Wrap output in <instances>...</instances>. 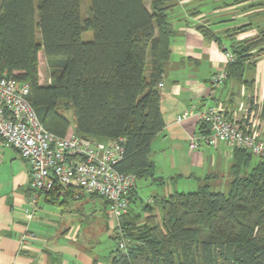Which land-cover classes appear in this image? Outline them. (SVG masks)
<instances>
[{
	"label": "trees",
	"instance_id": "16d2710c",
	"mask_svg": "<svg viewBox=\"0 0 264 264\" xmlns=\"http://www.w3.org/2000/svg\"><path fill=\"white\" fill-rule=\"evenodd\" d=\"M89 1L84 17L82 0H0V75L30 84L28 99L48 130L68 135L74 115L79 137H123L125 152L117 169L137 179L154 178L152 142L165 127L159 83L172 55L171 14L183 0ZM260 29L232 45L225 82L253 88L245 71L264 53V26ZM199 30L223 45L209 25ZM89 31L92 37L84 39ZM41 51L48 66L45 83ZM232 151L227 194L205 183L145 203L143 220L130 216L131 209L122 216L112 264H264V159L252 164L255 155L247 149ZM74 192L55 187L46 198L58 203ZM135 196L132 188L131 204Z\"/></svg>",
	"mask_w": 264,
	"mask_h": 264
},
{
	"label": "crops",
	"instance_id": "0c3cea01",
	"mask_svg": "<svg viewBox=\"0 0 264 264\" xmlns=\"http://www.w3.org/2000/svg\"><path fill=\"white\" fill-rule=\"evenodd\" d=\"M217 1L228 6L227 11L217 10L218 18L207 15L201 8L202 0H183L171 14L172 55L161 81L165 127L152 142L154 178L145 177L139 183L137 179L136 196L130 208V216L136 214L140 220L148 213L143 208L147 202L154 203L175 190L180 191V187H184L183 191L186 187L192 189L203 179L232 177L234 151L225 143L209 145L200 141L196 149L190 148L191 136L202 138L208 132L196 112L182 121L177 120L186 109L217 105L225 110L228 118L237 116L243 124L247 120L246 111L239 108L244 102L245 108L260 113V129L264 134V53L248 68H253V78L245 77L254 80L253 88H249L251 84H238L235 80H227L221 86L211 82L216 71L226 68L228 53L232 52V46L223 42L215 27L225 28L227 36L239 35L237 31L232 34L229 30L232 26H225L223 22L245 19L249 13L237 9L241 2L248 0ZM204 24L221 37L223 45L204 37L199 30ZM74 127L71 124L68 134H75ZM94 139L102 143L111 141ZM29 169L28 161L19 151L6 146L0 138V264H112L117 220L109 213L106 199L86 193L78 199L72 194L62 195L55 203L60 209L48 211L40 206L42 199L51 203L46 198L47 192H43L38 203L31 205ZM192 180L196 183L192 184ZM39 209L46 216H37ZM50 212L58 214V218H51ZM154 213L159 216L157 205Z\"/></svg>",
	"mask_w": 264,
	"mask_h": 264
},
{
	"label": "built area",
	"instance_id": "2783aa9c",
	"mask_svg": "<svg viewBox=\"0 0 264 264\" xmlns=\"http://www.w3.org/2000/svg\"><path fill=\"white\" fill-rule=\"evenodd\" d=\"M229 60L233 58L228 53ZM227 78L226 69L216 71L211 82L221 86ZM163 87V83H159ZM30 84L17 80L6 73L0 75V138L8 147L19 151L30 166L31 205L38 203L41 193L55 187L63 190L73 189L74 197L80 193L97 194L108 201V211L120 225L122 216L130 212V191L135 188L137 176L132 172L117 169L123 158L124 138L102 143L86 139L76 134L59 136L48 130L37 115L28 99ZM246 122L239 123L236 118H228L224 109L208 105L200 109L191 107L177 118L182 121L194 112L209 126L206 136L190 137L189 146L196 149L200 141L209 145L225 143L230 150L243 148L264 159V134L261 132L260 113L245 108ZM152 200V199H151ZM150 200V201H151ZM125 241L120 242L125 249Z\"/></svg>",
	"mask_w": 264,
	"mask_h": 264
},
{
	"label": "rangeland",
	"instance_id": "374dc122",
	"mask_svg": "<svg viewBox=\"0 0 264 264\" xmlns=\"http://www.w3.org/2000/svg\"><path fill=\"white\" fill-rule=\"evenodd\" d=\"M225 1H227V0H225ZM89 7H90V1L89 0H82V12H83L84 17H87L88 14L90 13ZM201 8L207 13V15L209 17L213 16L214 18H218V16H217L218 14L216 13L217 10H219L220 8H223L224 11H227L226 9L228 8V6L225 5L223 3V1L218 2L217 0H202ZM237 9H240V12H242V11L249 12V13H246V18L240 19L239 21H236V22L224 21L223 23H225L224 24L225 26H232V28L229 27L230 28L229 30L231 31L232 34L235 33L237 27L243 26L245 24H249L248 26H246L243 30H241L239 32V35L234 34L230 37L224 33L225 28L222 29V28H218V26L215 27V32L218 35H220L223 39V42L226 43L230 47L233 45V43L234 44L238 43V42L242 41L243 39H245L249 36H253V35L259 33V31L261 30L260 28L262 26H264V0L243 1V2H241V7L239 6V8H237ZM225 15L226 14L223 15V19L225 18L224 17ZM217 20H221V19H217ZM259 24H261V25L259 26ZM92 35H93V32L89 31V32L84 33L83 37H84V39H89L92 37ZM39 61H40L39 62L40 63L39 64L40 79H41V81H45L48 78V66H47L46 59H45L42 51L39 53ZM149 67L150 66L148 65L146 68V74L149 73ZM253 76H254L253 68H250V69L247 68L245 71V77L252 79ZM70 120H71L72 126H75L76 119H75L74 115L70 116ZM257 160H258V157L254 156L253 160H252V164H254ZM231 179H232V177H227L226 175L220 176L217 178L203 179L200 183L196 184V187H194L192 189H190L189 187H186L187 189H185V190L186 191L194 190L197 188V186H200L201 184L209 183L212 190H220V191H223L227 194L230 190V187H231ZM144 180H145V178H142V179L138 178L137 182L139 183V182L144 181ZM191 183L195 184L196 181L192 180ZM183 188L184 187H180V191H183ZM143 191H144V193L149 194L148 190L144 189ZM97 202L100 203L99 200ZM40 206H43L44 210L46 209L48 211H51V210L58 211L60 209V207L56 206L55 203H46L43 199L40 201ZM37 216H40V217L46 216V213L39 209ZM51 216H52L51 218H53V219L58 218V214H56V213H51Z\"/></svg>",
	"mask_w": 264,
	"mask_h": 264
}]
</instances>
